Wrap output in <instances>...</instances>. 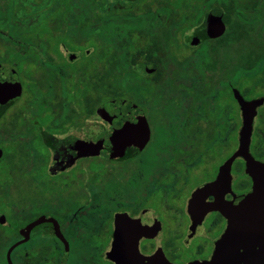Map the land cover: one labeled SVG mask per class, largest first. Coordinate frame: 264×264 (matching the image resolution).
Returning a JSON list of instances; mask_svg holds the SVG:
<instances>
[{
  "label": "flooded vegetation",
  "instance_id": "1",
  "mask_svg": "<svg viewBox=\"0 0 264 264\" xmlns=\"http://www.w3.org/2000/svg\"><path fill=\"white\" fill-rule=\"evenodd\" d=\"M213 6L215 4L207 7L201 21L186 32L196 30L195 35L201 36V30H216L217 25L210 28L202 24ZM230 6L231 9L234 6L232 1ZM202 41L195 45L189 43V46L194 50ZM229 54L225 84L219 86L209 82L206 85L198 70L182 76L178 84L190 88L191 92L187 100L189 107L185 111L182 95L176 102L168 97V89L154 87L152 81H149L152 90L145 99L146 108L129 96L118 97L142 109L146 119L145 139L141 138L139 131H133V122L127 110L117 106H112V110H102L100 106L103 102L89 103L88 78L84 79L86 87L80 92L74 86V75H69L64 79L62 94L53 81L58 79V75L50 78L52 84L46 93L41 90L38 80L34 104L24 106V109L42 106L47 111L49 108L46 121L28 118L19 125L13 124L19 118L17 114L13 121L14 114L4 120V125H0L4 134L20 138L17 164L10 161L9 156L4 160L5 148L0 144V161H3L0 163V247L13 238L10 246L19 242L14 257L12 252L16 246L10 252L11 264H264V253L255 252L257 249L254 247L248 248L247 245L251 254L240 242L223 241L228 220L219 210L208 209L218 199L227 204H237L252 190L253 185L242 157L233 160L228 173H220V165L237 148L242 124L240 107L233 91L237 89L240 92L237 84L241 81L261 78V75L256 78L255 74H263L264 78V58L252 69L239 72L235 83L232 50ZM195 60H199L198 57ZM150 69L149 77L152 74ZM196 74L202 89L194 87L197 82L193 85L188 83L190 76ZM40 92L44 95L38 96ZM79 92L82 101L72 105ZM154 93H159L156 104L152 98ZM167 100H171L177 108L175 117L181 128V139L172 145L169 152L154 153L152 159H161V165H155L156 161L152 168L142 169L138 161L142 159V150L148 139L150 142L153 130L148 113L152 112V104L164 109L163 101ZM219 100L226 102L221 104L222 109L227 111L225 119L220 116L218 120L211 114L202 116V105L210 112L207 109L210 103L214 107ZM230 101L238 105L240 112L235 137L231 129L233 109ZM8 104L10 102L0 105V113L5 112ZM263 105L264 101L256 108L251 132V137L255 139L253 147L259 151L264 141L258 139L255 119L261 116ZM64 107L65 113L61 115L58 112ZM93 113L107 124V129L94 137L68 134L70 127L77 125L80 129L83 125L78 121L83 122ZM105 138V153L110 154L116 148L115 156L91 154L81 142H99ZM234 138L236 146L233 151L219 160L217 149H223ZM250 143L249 152L253 158L264 162V158L251 152ZM13 171H17L19 176L37 178V188L41 186L43 193L60 197L56 199V206L49 209L29 208L30 203L19 197V189L16 200L11 199ZM209 184L211 187L199 195L191 213L188 206L193 192ZM149 192L155 200L153 205L149 204ZM14 207L17 210L11 215L9 208ZM7 251L0 257L4 264H9Z\"/></svg>",
  "mask_w": 264,
  "mask_h": 264
},
{
  "label": "trees",
  "instance_id": "2",
  "mask_svg": "<svg viewBox=\"0 0 264 264\" xmlns=\"http://www.w3.org/2000/svg\"><path fill=\"white\" fill-rule=\"evenodd\" d=\"M107 1L0 0V41L14 44L21 55L41 67L46 62L51 66V79L58 75L64 80L80 71L92 90L88 96L91 105L102 103L101 95L107 100L119 99L127 88L149 86L151 81L163 89L196 70L206 85L211 82L220 86L227 82L230 50L234 76L243 69H252L264 58V0H128L101 9ZM212 4L222 10L223 29L217 25L214 31L201 30V36H190L203 41L178 58L180 36L198 24L203 11ZM205 19L203 27L207 25ZM57 41L65 42V49L85 55L87 64L72 68L67 66L71 64L67 59L63 63L50 60L51 51L61 52ZM79 41L87 46H80ZM88 46H92L93 54H86ZM197 57L199 60H195ZM92 59L96 60L95 66L86 77L84 66ZM141 64L151 67L150 77L145 69L146 76L136 75L133 69ZM34 101L32 97L30 105Z\"/></svg>",
  "mask_w": 264,
  "mask_h": 264
},
{
  "label": "rangeland",
  "instance_id": "3",
  "mask_svg": "<svg viewBox=\"0 0 264 264\" xmlns=\"http://www.w3.org/2000/svg\"><path fill=\"white\" fill-rule=\"evenodd\" d=\"M121 1H128V0H108L107 3L102 4L100 7L101 9L103 8H109V5H112L111 3H119ZM102 24H104V22H102ZM197 34L196 30L195 31H187L185 32L184 35L180 36V42L182 45V48L177 52L178 54V58H182L181 56L183 54H189L190 51L192 50V48L189 46V37L193 36ZM61 43V45H60ZM78 43V42H77ZM56 44V42H52V45ZM56 45H60V49L61 52L59 54L54 53V52H50L51 56H52V61L54 62H60L63 63V61H67L70 62L71 64L69 65L72 68H81V66L87 64L88 59L85 58L79 51L77 50H67L64 48L65 45H67L65 42L63 41H57ZM79 45L80 46H87V44H85L84 42H80L79 41ZM86 54H93V48L92 46H88V49L85 51ZM20 50L17 46H15L14 44L12 45H5L3 43H1L0 41V67L4 68V67H12L14 68L17 73H18V77H19V81L21 84V90H20V95L19 98L15 101V102H10V104H8L9 106L6 107L4 110L5 112L0 113V125H4V120L8 119L9 117H12L14 114H16L13 117V121L17 118V114L19 115V118L16 119L15 122H13V124H20L22 122V120H28L29 119H33L35 121L41 122L42 120L46 121L48 115L50 114V110L49 108H47L48 110H44L42 106H38L35 108L34 107H29V109L25 110L24 106H31L30 102L32 100V97L34 96V94L37 92V87H36V83L38 82V80L40 81L41 84V90L45 91V93L48 91L47 88H49L52 84V80L50 79L49 75H48V68H51L50 65H47L46 62L43 63V66H39L36 63H34L32 61L31 58H28L25 56V54H20ZM69 53H75L76 56L73 57L72 59L68 58V54ZM55 59V60H54ZM45 61V60H44ZM91 63L88 64V66H84L86 67V77L89 75V72L91 70V68H93L95 65L94 63L96 62L95 59H92V61H90ZM98 62V61H97ZM41 63V62H40ZM97 66H100V63L97 64ZM144 66L141 64L139 66H135V68L133 69L136 73L137 76L139 77H144L146 76V72L144 71ZM240 75V74H239ZM239 75H235L234 76V81L235 83L238 81L237 78ZM261 75L260 79H248V80H244L241 81L240 84H237L238 89L240 90V92L243 94V96L246 99H254L257 97H264V78H262L263 74H255L256 78H259L258 76ZM253 76V75H250ZM254 76V77H255ZM61 77H59L58 79L53 80L54 81V85H57V89L60 92L61 89L62 91H64L62 88L64 86V80H60ZM181 80V79H180ZM180 80H175L174 83H171L170 85L164 86L162 85L161 87L164 88V90L168 89L166 91L169 92L168 93V97H171V99H173L174 101H178V97L180 98L182 95V99L185 101L184 104L182 105L185 109H187L189 107V100L190 99V95L189 90L190 88L187 87H182L180 84H178V82H180ZM190 85H193L197 82V84L194 86L196 87V89H202V85L198 82L199 81V76L196 74L195 76H190L189 80ZM73 83L75 88H77L80 92H82V89H84L86 87V81L81 77V72L80 71H76V75L73 77ZM71 86V83H69ZM76 84V85H75ZM250 85L254 88L252 89L250 87ZM46 89H45V87ZM169 86V87H168ZM155 87V86H154ZM69 90V89H68ZM152 87L151 86H141L139 88H127L124 93L126 96L131 97L133 100H135L136 102L140 103L141 105H143L145 108L147 107V103L145 101V99L147 98L149 92H151ZM62 91L60 94H62ZM92 90L89 89L88 86V92L91 93ZM79 92V96H77V98H74V100L72 101L73 103H71L72 105L76 104V103H80L82 101L81 98V93ZM69 93V91H68ZM43 96V92H40L38 94V96ZM94 95V91L92 92V96ZM158 94L154 93L152 95V98H154L155 100H153V103L156 104L158 99ZM68 96V95H67ZM42 98V97H41ZM109 99V98H108ZM107 98L105 97V95H101L100 97V101H104L106 102ZM213 100V98H212ZM108 101V100H107ZM156 102V103H155ZM217 102V101H216ZM231 102V101H230ZM164 105V109L162 106H156L154 104H152V112L148 113V117H150V122H151V127H152V136L149 142L148 139V144L146 146H144L143 150H142V155H141V161H138V166L142 169H150L153 167V163H155V165H158L161 161V159H152L154 153H158V154H162L164 152H169L170 148L172 147V145H174L175 143H177L182 136V132H181V128L180 125L178 123V121L176 120V113H177V108L175 105H173V103L171 102V100H167V101H163ZM225 100H223V102H221L220 100L216 103V105L213 107V103H210V107L207 108L209 111H207L204 107V105L201 106V113L202 116L205 115H212L214 118L218 119L220 118V116H222L221 118L225 119L227 116V111H225V109L221 107V104H225ZM232 103V130L234 132V137L236 136V130L239 126V122L238 119H240V112L238 110V105L235 102H231ZM111 110L113 109L112 107H110ZM25 110V111H24ZM215 111V112H214ZM58 113L64 114L65 113V107L60 109ZM47 114V115H46ZM16 117V118H15ZM15 118V119H14ZM219 120V119H218ZM264 105L261 108V116L257 117V119H255V131L257 136L259 137L258 139H262L264 141V137H262L264 135ZM81 122L83 126L79 128H77V125H75L74 127H70L68 130V134L73 135L74 137L76 136H82V137H94L95 135H98L100 132H102L103 129H107V124H105L104 121H102V119L100 117H98L97 115H95L94 113L89 117L86 118L85 120L78 121ZM12 124V125H13ZM12 127V126H10ZM79 129V130H78ZM149 132V131H148ZM147 132L148 136L149 133ZM225 132V129H224ZM151 133V132H150ZM261 137V138H260ZM251 139H253L252 144L250 145V150L251 152L256 155L259 156L260 158H264V142L263 145L259 150H255L254 149V144H255V139L254 136L251 137ZM19 141L20 138L18 135H7L6 133L4 134V129L0 128V144L2 146H4L5 148V159H7V157L9 156V160L10 161H14L17 164V148L19 145ZM145 144V143H144ZM260 145V143L258 144ZM236 146V139L234 138L233 142L230 143L224 147L223 149H220V147L217 149V152L220 153V156L218 157V159L220 160L222 157H224V155L229 154L231 151H233V149ZM7 156V157H6ZM161 157V156H160ZM3 161H0V163H2ZM154 165V166H155ZM161 165V164H159ZM12 183H11V199H15L18 196V189H19V197H21L26 203H30L28 206L29 208L32 207H43V208H47L49 209L50 207H55L58 196L56 197H52V194L49 195V193L46 192H42V188L41 186H39V190H37V183H38V179L37 178H32L29 175H21L19 176V173L17 171H13L12 175ZM41 189V190H40ZM149 204L153 205L154 203V199L150 197V192H149ZM17 208H9V211H11V215L13 213V211L16 212ZM14 239V238H13ZM10 240L6 245H2L0 247V257H3L4 254L6 253L8 247L10 246L11 242L13 241ZM18 247L16 246L14 248V251L12 252V256L14 257L16 252H17ZM0 264H4L0 261Z\"/></svg>",
  "mask_w": 264,
  "mask_h": 264
},
{
  "label": "water",
  "instance_id": "4",
  "mask_svg": "<svg viewBox=\"0 0 264 264\" xmlns=\"http://www.w3.org/2000/svg\"><path fill=\"white\" fill-rule=\"evenodd\" d=\"M221 15L222 10L220 7H212L205 19L206 24L210 28L214 25H219L220 28L223 29ZM199 40L200 38L196 36L192 37L190 42L194 44ZM75 56V53L68 54L69 59H72ZM145 70L148 71L149 69L145 67ZM20 90L21 84L17 71L12 67L0 69V105L9 103L13 99L19 97ZM233 93L240 107L242 124L238 133V146L220 165V173H228L233 160L236 157H242L245 160V170L253 179L252 190L245 194V196L237 204H227L225 201L218 199L210 207H208V209L219 210L228 220V226L225 230L223 241L228 240L240 242L244 245L242 247L246 248L251 254L253 253L248 248L253 247L257 249L255 252L264 253V162L256 160L249 152V143L253 119L256 115V108L263 103L264 98L259 97L246 100L237 89H234ZM112 106H117L122 110H127L131 115L130 119L133 122V131H139L141 138H146V119L141 108L128 100L111 99L101 104L100 109L105 110ZM112 137H109V139ZM81 142L85 144L86 151L91 154L115 156V153L117 152V149L115 148L112 153H105L104 147L105 142H107V138L99 142ZM210 187L211 184L208 186H201L193 192L188 206L191 213L195 209L199 195L203 191L209 190ZM18 244V241L15 242L7 251L9 264H11L9 259L10 252ZM247 245H249L248 248Z\"/></svg>",
  "mask_w": 264,
  "mask_h": 264
}]
</instances>
